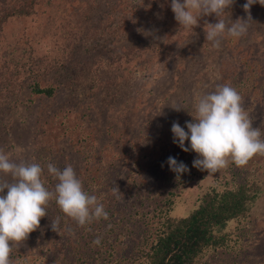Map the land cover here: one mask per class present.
Instances as JSON below:
<instances>
[{
	"label": "rangeland",
	"instance_id": "374dc122",
	"mask_svg": "<svg viewBox=\"0 0 264 264\" xmlns=\"http://www.w3.org/2000/svg\"><path fill=\"white\" fill-rule=\"evenodd\" d=\"M246 2L234 0L221 19L229 24L238 18L247 19L243 10ZM20 4L21 0H0V12ZM157 7L153 0H39L33 16L22 17L18 13L9 16L0 29V150L17 164L41 163L47 170L39 159L43 152L59 159L56 167L60 168L65 160L76 171L80 159L67 138L45 130L68 116L69 128L74 127V134L78 135L75 127L83 116L79 108L88 104L92 117L84 116L82 120L88 121L84 124L89 123L93 133L86 131V134L102 144L107 154L104 162L107 175L104 183L100 182L104 198L99 202L126 206L131 201L129 196L139 188L148 195L154 193L171 174L168 158L178 161L185 153L178 142L174 143L172 124L179 123L187 131L186 122H193L189 113L195 114L196 97L224 86L226 78L231 80L230 75L245 73L239 54L249 63L255 57L264 61V6L259 3L250 8L252 20L248 22L246 35L225 37L219 48L205 39V21L216 23L214 14L203 17L194 29H184L172 10L158 14ZM152 24L160 33L163 30L153 41L157 46H147L149 39L145 38L148 39L147 45L142 44L145 51L129 53L132 35L140 31L151 33ZM48 59L54 66L65 62L60 70L51 71L56 74L52 80L57 94L52 100L29 101L20 84L43 65L48 66L45 62ZM243 102L253 127H259L261 122L262 128L264 76L257 79ZM173 107L183 108L176 111ZM54 109L58 118L51 117ZM48 117L52 119L41 126L40 121ZM189 144L190 141H185V147H190ZM190 153L191 165L198 156L194 151ZM134 174L137 181L131 186L129 178H134ZM0 178L11 179L3 173ZM200 181L189 182L174 214L187 212L186 205L193 202ZM47 187L50 190V183ZM114 187L121 194L114 195ZM47 213L39 228L14 249L23 253L29 264H81L80 244L87 251L91 247L83 238L84 227L90 232L91 223L79 226L64 213L61 215L51 201ZM249 217V226L242 221L238 228L235 222L224 228L230 235L234 231L239 233V251L234 244L231 250L234 255L219 253L206 264H264V195ZM52 220L57 223L55 231ZM140 236L137 224L131 240L119 245L124 247V255H131V246ZM10 259L12 264L26 263L23 257Z\"/></svg>",
	"mask_w": 264,
	"mask_h": 264
},
{
	"label": "trees",
	"instance_id": "16d2710c",
	"mask_svg": "<svg viewBox=\"0 0 264 264\" xmlns=\"http://www.w3.org/2000/svg\"><path fill=\"white\" fill-rule=\"evenodd\" d=\"M153 1L159 6L157 7L158 14L161 12L166 14L171 10V0L166 3L163 0ZM38 3L39 0H21V4L17 7L3 9L0 12V29L3 22L14 14L18 13L22 17L33 16L38 9L36 8ZM162 31L161 33H163ZM149 32L151 33L143 34L140 31L132 35V43L127 49L128 52L145 51L146 48L142 44L147 45L148 39L147 46L156 47L157 45H154L153 41L158 39L161 33L154 28L153 24ZM158 34L160 35L157 36ZM145 38L148 39L145 40ZM251 50L253 49L251 48ZM121 53L122 50L118 52V54ZM239 60L242 62L245 73L243 75H230L231 80L226 78L224 85L237 90L242 97V106L244 107V97L250 94L251 87L256 85L257 79L261 75L264 76V61L255 57L249 63L248 59L242 57L241 54H239ZM45 62L48 66L44 67L43 65L40 71L30 74L31 78L28 81L24 80L20 84V87L24 88L29 95L27 98L29 101L52 100L57 94L58 88L52 80L56 74H51V71L60 70L65 62H57L59 65L55 66L53 61L49 59ZM42 77L46 79L45 82H42ZM6 85L8 84L6 83ZM89 108L88 104L80 106L79 111H82V117H92ZM53 111L51 117L58 118L57 109ZM82 117L80 124L77 126L75 123L74 125L77 126L75 129L77 132L79 131L78 135L74 134V127L69 128L68 122L71 121V118L68 116L61 117L60 121L54 123V126H49V129L44 130L46 133L58 134L59 136L61 134L67 138L70 148L80 159L79 166L75 171L77 178L81 180L84 189L89 194L95 195L98 201H101L104 195L102 194L103 186L100 182L104 183V178L107 175V171H105L107 166L104 163L107 154L101 147L102 144H98L93 137H88L86 131L92 132V129L89 128V123L86 124V127L84 123L88 121H83ZM50 119L52 118L48 117L41 120V126L48 123ZM258 128L264 132V126L261 128V122ZM36 139V144L40 147L41 142L38 138ZM188 148L192 152L190 147ZM190 152H185L181 159L178 158V163L183 162L189 166V172L181 174L179 179H177V174L170 170L171 174L160 183L154 193L148 195L141 192L139 188L133 196H129L128 200L131 201L126 206L104 205L109 218L107 220H94L90 224V232L86 229L87 226L84 227L86 234L83 235V238L86 243L91 244V247L87 251L83 248L84 245L80 244L81 254L79 258L82 261L81 264H90L89 261L92 256L94 264H206L212 256L219 253L233 254L231 250L235 248L234 244L239 251V233L234 231L230 235L231 233L224 232V228L231 222L237 224L236 228H238V223L242 221L244 225L248 226L251 223L248 222L249 214L256 205L261 203V197L264 195V161H261V155H255L246 166L237 167L234 163H229L226 168L209 175L207 171L193 167L192 161L190 165ZM43 154L42 152L39 159L45 163L46 167L49 163L56 166L59 162V159H54L49 154ZM37 164L44 169L41 163ZM60 165V168L57 166L59 169L67 166L65 160H62ZM45 172L48 171L44 169L42 175L45 186L47 187V184L50 183V190L53 189L52 191H54L58 181ZM135 172V170L131 171L132 174ZM208 177L210 180H207ZM131 178L129 180L133 186L137 178L135 174L134 178ZM198 180H201V185L193 195V202L191 201L186 205L188 206L187 212L174 214L173 210L179 206V201H183V192L188 188L189 182L198 183ZM189 191L191 190L189 189ZM51 203L63 215L55 199ZM137 224L141 230V236L132 244L131 255L127 257L122 253L124 247H119V245L127 244L131 240V235ZM98 237L100 244L96 245L93 241ZM243 248L242 251H245ZM235 251L237 252V249ZM11 256H15L17 259L23 257L22 260L26 261L24 264H29V260L24 257L23 253L14 248Z\"/></svg>",
	"mask_w": 264,
	"mask_h": 264
},
{
	"label": "clouds",
	"instance_id": "9594fccd",
	"mask_svg": "<svg viewBox=\"0 0 264 264\" xmlns=\"http://www.w3.org/2000/svg\"><path fill=\"white\" fill-rule=\"evenodd\" d=\"M256 3L264 6V0H247L243 10L248 18H238L230 24L221 17L234 0H171V10L184 29H194L203 17L214 14L216 23L205 21V39L219 48L225 37L246 35L248 22L252 20L250 8ZM173 108L180 111L183 107ZM194 113H189L193 122H186L187 131L176 122L171 127L174 143L178 142L183 151H189L185 141H190V149L198 156L193 167L213 175L229 163L243 167L255 155L264 156V132L253 127V120L243 108L242 97L235 88L218 86L213 92L198 95ZM167 163L177 174V179L188 171L183 162L178 163L173 157H169ZM47 171L58 181L54 191L45 186L42 179L44 169L39 164L23 161L17 164L0 150V173L11 177L10 180L0 178V264H12L13 248L39 228L41 218L48 215L47 205L53 199L60 210L79 226L109 218L104 205L84 189L71 165L61 170L49 163ZM113 194H121L118 187L113 188ZM51 227L55 231L56 221L52 220ZM93 243L99 245L100 238Z\"/></svg>",
	"mask_w": 264,
	"mask_h": 264
}]
</instances>
